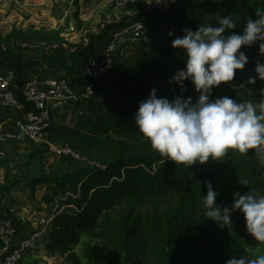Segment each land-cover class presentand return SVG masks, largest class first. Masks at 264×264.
I'll return each mask as SVG.
<instances>
[{"label": "trees", "instance_id": "16d2710c", "mask_svg": "<svg viewBox=\"0 0 264 264\" xmlns=\"http://www.w3.org/2000/svg\"><path fill=\"white\" fill-rule=\"evenodd\" d=\"M179 1L182 9L177 14L187 15L170 29L173 35L168 32L165 38H154L121 61L120 71L108 78L106 88L102 89L107 94L104 103L97 105L95 96L89 97L85 116L69 118V112L64 110L46 128L47 143L83 152L93 147L98 163L69 162L60 175L40 172L23 180L14 173V181L0 185L2 198L4 192L12 190L9 184L24 183L32 191L39 184H48V192L42 199L48 206L56 203V207L51 211L54 217L43 240L47 256L64 257L68 264H78L73 250L84 234L93 241L84 247L85 257L93 264H225L230 256L254 259L264 254V242L256 241L247 232L239 210L231 213V225L221 227L206 217L202 201L207 194L206 181L218 192L216 203L220 206H230L233 193L244 194L249 188L264 195V165L257 162L255 150L249 149L244 155L230 149L223 160L210 158L192 166L177 164L161 157L134 121L139 102L148 97L157 81L166 90L163 94L157 92L158 97L171 100L181 94L180 86L169 83V79L186 66L184 50L172 47V40L183 36L184 28L195 31L201 23L216 25L220 16L232 15L237 27L231 31L242 34L247 19H255L256 11L264 10V0ZM148 14L146 9L138 15H123L107 23L103 34L97 32L95 39L101 44L110 27H123ZM73 18L82 39L78 30L83 23L77 10ZM33 38L34 44L53 45L41 33ZM18 41L23 45L13 51V71L21 87L24 82L21 54L32 44L30 39L13 28L0 38V57L11 51L5 47L7 43ZM93 42L92 37L81 52L74 50L76 45L67 44L69 50L64 57L70 55L66 73L72 76V84L82 81L83 61L96 54ZM241 50L248 56V62L243 69L236 70L233 81L214 88L210 98L229 96L249 100L259 110L264 104V86L255 67L258 62L264 63V55L258 43L255 47L242 46ZM249 77H257L255 84L247 83ZM185 85L183 97L191 96L195 101L198 93L194 85L190 81H185ZM73 106L78 107L79 102ZM245 180L248 185L242 184ZM3 209L0 218H15L9 206Z\"/></svg>", "mask_w": 264, "mask_h": 264}, {"label": "clouds", "instance_id": "9594fccd", "mask_svg": "<svg viewBox=\"0 0 264 264\" xmlns=\"http://www.w3.org/2000/svg\"><path fill=\"white\" fill-rule=\"evenodd\" d=\"M146 3L150 5L153 0ZM236 27L232 15L220 16L216 25L201 23L195 31L184 28V35L172 40V47L183 49L186 54V66L169 79V83L180 86L181 94L169 100L158 97L153 88L139 102L134 115L138 131L161 157L192 166L210 158L223 160L230 149L244 155L254 149L257 162L264 165V104L258 110L249 100L210 98L214 88L233 81L236 70L243 69L248 62L242 46L258 43L264 55V10L258 9L255 19H247L242 34L231 31ZM255 72L264 80V63L258 62ZM256 78L249 77L247 83L255 84ZM185 81L194 85L198 93L195 101L191 96L183 97ZM242 184L248 185V181ZM205 185L207 194L202 201L208 219L225 227L231 225V213L239 210L247 232L256 241L264 242V195L249 188L244 194L233 193L230 206H220L216 203L218 192L210 182ZM225 264H264V254L254 259L230 256Z\"/></svg>", "mask_w": 264, "mask_h": 264}, {"label": "built area", "instance_id": "2783aa9c", "mask_svg": "<svg viewBox=\"0 0 264 264\" xmlns=\"http://www.w3.org/2000/svg\"><path fill=\"white\" fill-rule=\"evenodd\" d=\"M0 1L10 3L17 0ZM148 26L147 21L136 20L108 33L107 40L99 46L97 53L83 61L80 69L82 81L78 85L72 84V76L58 73L50 76L34 74L19 87L13 69L0 73V108L17 113L11 127L0 130V144L46 141L50 153L75 162L83 161L79 151L62 144L47 143L45 130L57 113L69 111L75 102L85 103L87 98L96 96L102 81L118 72L119 64L115 59L122 53L121 45L125 37L128 43L141 46L154 40ZM1 155H4L2 151ZM53 217L52 212L35 213L26 225L14 218H0V264H19L27 250L43 243ZM24 228L29 234L21 237Z\"/></svg>", "mask_w": 264, "mask_h": 264}, {"label": "rangeland", "instance_id": "374dc122", "mask_svg": "<svg viewBox=\"0 0 264 264\" xmlns=\"http://www.w3.org/2000/svg\"><path fill=\"white\" fill-rule=\"evenodd\" d=\"M63 1L65 4L67 2H70L71 0ZM108 1L109 0L104 2V11L106 10L108 14H111V11H117L118 8L116 6L118 4V0ZM21 2L22 3L19 4L6 5L0 1V38L5 37L9 31H11L13 28H16L17 33L21 36L28 37L32 45L34 44L32 41L35 42L36 40H33V37L38 36L40 33L44 36L46 35V37L49 39H47L48 43L53 44L51 46L56 45L58 42L65 41L67 43H72L77 41V38L74 40L76 35L79 34L76 31H70L71 34H66L65 32L64 34H61L58 32H54V30L49 31L46 29V27L41 25L37 27L35 25L27 24V21H29L32 14L27 10H23L22 6L24 5V1L22 0ZM72 2V5L76 6L75 0H72ZM114 2L116 4H114ZM48 4L49 9H52L54 6L58 5V3L53 0H48ZM120 6L122 8L126 6L125 9L128 11L133 9L132 13L137 12L136 10H134V8L143 9L144 11H146L147 9V12L149 14L146 16L144 15L142 20H145L149 23L148 30L152 33V36L154 38L159 36L161 38H165L172 28L171 26L174 24L175 20L178 18L181 19L184 16V14L182 15L183 12L180 15L177 14L178 11L182 9L181 1L179 0H161L160 3H156L155 0H153V3L150 5L146 3V0H129V2H127V5H125L124 3ZM163 7H166V10H169L168 14L163 13L165 14L164 16L157 13L162 9V12H165L166 10ZM63 8L64 7L60 8L62 12H64ZM50 14H53V12L50 11ZM46 22L48 21L46 20ZM43 30H45V32H42ZM110 32L111 31L106 32L107 35H103H106L103 39L104 43L108 38V33ZM43 39L46 40V38ZM95 40L97 42V39ZM127 41L128 39L125 37L121 45L123 49L122 53L116 56L117 58L115 60L118 64L121 63V61H123L125 58L129 57L133 52H135V50L142 47L141 45H133L131 43H128ZM1 43L2 42H0V45H2ZM252 47H255V44L252 45ZM94 48L95 51H98L99 45L94 46ZM11 58L14 57H5V59L0 60V64L9 63V59ZM119 71L120 68L118 69V72ZM106 80L107 79L102 81L100 89L97 91V94L94 97V102L97 105L104 103L107 97V94L102 91V89L106 88ZM261 83L264 86V80H261ZM155 88L157 89V92L159 94L166 93L164 85L161 81H157L155 83ZM87 106V102L79 103L78 107L73 106L71 110L69 109L68 111L69 118L79 119L80 117L85 116V114L88 113ZM1 151H3L4 155L0 156V185H4L5 182L10 183L14 181L15 178L12 177L14 173H17L18 178L22 180L28 179L34 174L38 175L40 174V172L46 173L50 176L60 175L64 171L67 163L75 162L71 158L50 153L46 141H41L38 143L30 141H16L1 147L0 152ZM77 151H79L84 157L81 163L88 165L98 163L95 158L96 151L95 149H93V147H88L86 149V152L80 150ZM36 152L39 153V156L33 157V154H35ZM47 185V183L39 184L35 187L34 191H32L30 188H27L24 183L18 185L9 184V186L12 187V190L9 191V193L4 192L3 197L0 198V202L4 206H11V208H13V211L16 213L15 216L17 217V219L22 222L25 220L27 221V218H31V216L35 213L48 214L55 209L56 203H52L50 206H48L43 201V195L48 192ZM87 243L93 244V241H91L89 236L84 234L81 237V242L73 250L74 255L78 257V264H93L84 255V247ZM22 264H68V260H65L64 257L47 256L45 253L44 244L38 243L33 251L29 253L28 259Z\"/></svg>", "mask_w": 264, "mask_h": 264}, {"label": "crops", "instance_id": "0c3cea01", "mask_svg": "<svg viewBox=\"0 0 264 264\" xmlns=\"http://www.w3.org/2000/svg\"><path fill=\"white\" fill-rule=\"evenodd\" d=\"M22 0L13 1L10 3H4L6 5H12V4H19L22 3ZM24 5L22 6L23 10H27L29 13H31V17L29 21H27L29 25H35V26H44L47 30H54L58 33L64 34H71V32L76 31L75 27V21L73 18V12L78 9V17L83 23V27L78 30L82 33L83 38H79V34L76 35L74 40L77 41L72 43H64V45H54V46H45L41 44H30L26 46L25 50L22 51L21 59H22V73H23V81L32 75H40V76H50L55 75L58 73H66V65L69 62L68 57H64L66 53H68L67 44L70 45H76L74 50L75 51H83L85 47L88 46V43L90 39L93 37L94 40V46L101 45L100 41L95 42V38L99 32H103L105 30H102L105 25H107V22L115 21L116 19L120 18L123 15L131 14L133 9L126 10V6L123 8L120 6L121 4L127 5V2L129 0H118L117 4V11H111V14H108L107 11H104V2L107 0H75L76 6L72 5V0L70 2H67L64 4L63 0H53L58 3L57 6H54L52 9L48 8V0H23ZM110 1V0H109ZM108 1V2H109ZM120 1V2H119ZM133 1V0H131ZM117 2V1H116ZM114 4H116L114 2ZM129 5V4H128ZM47 6V8H46ZM131 6V5H130ZM63 8L62 12L60 8ZM166 10V7H163ZM74 9V10H73ZM136 10L137 15L140 14L143 9L134 8ZM163 10V9H162ZM162 10H159L157 13L162 16L167 13L169 10H166L165 12H162ZM1 11V10H0ZM50 11L53 12V14H50ZM101 13V14H100ZM184 16L181 19H176L174 24L171 27H174L178 24L180 20H182L187 13L183 12L182 15ZM138 19V18H137ZM137 19L131 20L132 22L136 21ZM46 20L48 22H46ZM131 21H129L131 23ZM127 23L126 25L130 24ZM28 25V26H29ZM124 25L123 27H125ZM121 27H110L107 32L112 31L114 29H118ZM91 32H93L94 36H92ZM98 32V33H97ZM96 33V34H95ZM103 34V33H102ZM92 36V37H91ZM161 37H156L155 39H160ZM23 44L19 42L17 43H7L5 45L6 48H9L11 50L8 55H4L0 57V60L5 59V57H14L9 59V63H2L0 64V73L5 72L8 69H13L14 66V60H15V52L21 48ZM95 49V48H94ZM15 51V52H13ZM67 74V73H66ZM17 118V113L11 110L2 109L0 108V130H6L11 127V125L14 123V121ZM9 143H3L0 144V148L8 145ZM3 152V151H2ZM38 186V185H37ZM8 206V205H7ZM4 205L0 202V212H4L3 209ZM10 207V213L15 217L14 219L19 221L17 217L15 216L16 213L13 211V208ZM19 214V213H18ZM22 218V217H21ZM23 219V218H22ZM30 218H27V221H21L22 225L29 224ZM20 222V221H19ZM26 227V226H25ZM22 236L25 237L27 234H29V231H26V228L21 232ZM33 251V249L27 250L24 255L23 259L19 264L24 263L28 257L29 253Z\"/></svg>", "mask_w": 264, "mask_h": 264}]
</instances>
